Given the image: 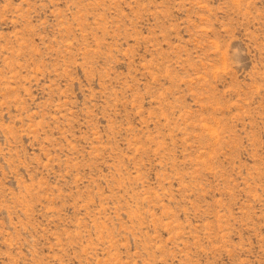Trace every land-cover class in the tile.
<instances>
[{"label":"rangeland","instance_id":"rangeland-1","mask_svg":"<svg viewBox=\"0 0 264 264\" xmlns=\"http://www.w3.org/2000/svg\"><path fill=\"white\" fill-rule=\"evenodd\" d=\"M0 264H264V0H0Z\"/></svg>","mask_w":264,"mask_h":264}]
</instances>
